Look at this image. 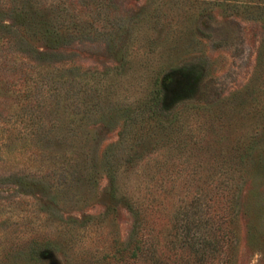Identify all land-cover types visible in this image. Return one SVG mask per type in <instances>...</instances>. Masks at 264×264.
I'll return each mask as SVG.
<instances>
[{"label":"rangeland","instance_id":"rangeland-1","mask_svg":"<svg viewBox=\"0 0 264 264\" xmlns=\"http://www.w3.org/2000/svg\"><path fill=\"white\" fill-rule=\"evenodd\" d=\"M40 1L68 36L0 49V264H134L200 192L264 264V0Z\"/></svg>","mask_w":264,"mask_h":264},{"label":"trees","instance_id":"trees-1","mask_svg":"<svg viewBox=\"0 0 264 264\" xmlns=\"http://www.w3.org/2000/svg\"><path fill=\"white\" fill-rule=\"evenodd\" d=\"M49 8L40 0H0V49L6 47L11 60L16 62L21 59L17 47H23V26H30L33 32L39 26L41 36L50 42H63L64 34L68 36V31L65 33L57 20L49 16ZM11 30L21 33L22 39L17 41V46H11V39L5 33ZM5 42L9 44L5 45ZM41 57L45 58L43 53L38 52L37 60ZM111 192H116L113 181ZM236 192H232L233 199ZM198 194L200 202L195 218L193 215L175 221L160 248L164 250H160V254L157 253L160 243L151 238L143 219L134 227L132 246H125L117 252L134 264H235L237 234L233 203L231 205L233 201L230 198L226 211L216 212V217H213L210 215L211 206L206 201L208 195L206 192ZM191 203L184 207V212L193 207ZM130 209L133 207L130 206ZM137 213L140 216L139 209Z\"/></svg>","mask_w":264,"mask_h":264}]
</instances>
